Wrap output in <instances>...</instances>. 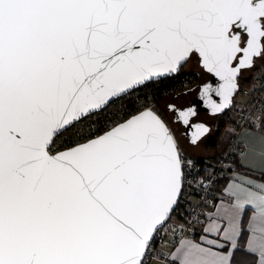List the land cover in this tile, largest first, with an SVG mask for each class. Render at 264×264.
<instances>
[{
	"label": "snow or ice",
	"instance_id": "snow-or-ice-1",
	"mask_svg": "<svg viewBox=\"0 0 264 264\" xmlns=\"http://www.w3.org/2000/svg\"><path fill=\"white\" fill-rule=\"evenodd\" d=\"M193 56L223 81L222 111L264 60V0H0V264H148L191 163L167 120L145 106L83 142L62 138ZM197 128L193 143L208 131ZM230 195L222 239L236 249L254 207L262 235L248 251L264 264V183ZM207 243L182 242L175 259L231 264Z\"/></svg>",
	"mask_w": 264,
	"mask_h": 264
},
{
	"label": "built area",
	"instance_id": "built-area-1",
	"mask_svg": "<svg viewBox=\"0 0 264 264\" xmlns=\"http://www.w3.org/2000/svg\"><path fill=\"white\" fill-rule=\"evenodd\" d=\"M184 67L178 74L160 79L148 88L129 93L105 110L77 124L65 133L62 139L65 142L78 140L83 142V139L90 138V133L95 132L99 135L145 106H152L160 112L175 132L169 115L159 104L161 97L166 93L175 89H186L196 82V73ZM239 96L241 98L235 97L225 111L229 118L235 117L234 122L227 126L230 135L225 149L218 151L214 157H201L187 152L180 143L187 160L191 162L186 168V183L173 215L155 235L148 264H153V260H158L155 264L170 262L171 252L162 247L167 239L174 247L183 238H194L203 232L209 214L215 210L219 202L220 194L216 189L219 179L226 171L236 166L238 159L247 152L242 132L245 129H264V78L257 77ZM115 107L119 108L114 109Z\"/></svg>",
	"mask_w": 264,
	"mask_h": 264
},
{
	"label": "crops",
	"instance_id": "crops-1",
	"mask_svg": "<svg viewBox=\"0 0 264 264\" xmlns=\"http://www.w3.org/2000/svg\"><path fill=\"white\" fill-rule=\"evenodd\" d=\"M263 74L264 70L261 66L259 75ZM169 101L170 100L166 101L167 105L172 104ZM242 138L246 143L247 152L238 159L236 166L226 171L223 175V177H228V181L219 191V202L215 210L209 214L208 221L203 229V232L194 238H183L181 242L174 247L171 246L169 239H167L162 247L164 250L170 251L171 256L170 262H166L164 264H179V261L175 259V256L178 255L177 249L182 247V242L192 241L197 244H202L204 247H209L210 245L207 242L211 240H218L220 243L225 244L223 249L213 248V251L224 253L231 252V264H257V256L248 251L249 241L251 240L252 244L256 245L262 235L260 231V222L257 219H254V207H245L241 212L239 219L241 232L237 239L238 247L236 249H232L231 245L226 244L222 239V229L229 227L228 221L224 218L226 216L224 209L234 202L230 193L235 191L238 186L249 180L255 181L258 184L264 183V178H260L256 175L258 174L264 176V129H245L242 132ZM202 147L203 146L196 148L195 152L208 154L209 151L205 149V146L203 148ZM246 170H249L254 174L249 173ZM250 225L252 226L251 229L249 228ZM217 229H221V231L217 232ZM155 263H158V260H153V264Z\"/></svg>",
	"mask_w": 264,
	"mask_h": 264
},
{
	"label": "water",
	"instance_id": "water-1",
	"mask_svg": "<svg viewBox=\"0 0 264 264\" xmlns=\"http://www.w3.org/2000/svg\"><path fill=\"white\" fill-rule=\"evenodd\" d=\"M188 63H189V61L187 63H185L183 65V67L185 65H187ZM183 67L181 69H183ZM208 74H209V77H208L207 81H205L204 83H201V82L199 83L200 84L199 85L200 86L199 91H198L197 95L191 100L190 105L188 107L181 108V111H184V110L191 108V109H193V111L195 113V115L189 117V123L188 124H185L183 122V119L181 118V122L185 127L183 133L189 138V141L192 144H197L199 141H201V140L204 141L205 139H207V137L212 133L213 125H214L213 123H210V122L203 120V119H198L197 117L201 113H205V114H209V115H214L215 119H218L222 115V113L228 107H230V105L232 104L234 98L236 97V95L240 89L241 77L239 74V76L237 77L238 88L232 95L231 103L226 108H224L222 111L213 112L212 111L213 102H215L217 104H222L224 102L223 97L220 96L219 92H218V89L222 85L223 81H221L220 78L216 77L213 73H208ZM206 86L208 88L207 91H205ZM193 117H196V119L193 120ZM201 124L206 126L208 131L205 132L203 135H201L200 138L195 143H193L192 140L194 138V135L198 133L197 126L201 125ZM101 134H103V133H101ZM179 200H180V197H179ZM174 211H175V209H174ZM173 212L171 213L170 217L173 215ZM167 221L163 224V226L167 223ZM162 227H160L159 229H161Z\"/></svg>",
	"mask_w": 264,
	"mask_h": 264
},
{
	"label": "trees",
	"instance_id": "trees-1",
	"mask_svg": "<svg viewBox=\"0 0 264 264\" xmlns=\"http://www.w3.org/2000/svg\"><path fill=\"white\" fill-rule=\"evenodd\" d=\"M263 64H264V61H263ZM257 77L264 78V74L259 75V72L255 71L254 73H252L250 76H248L246 78L242 77L241 81H240V89H239L236 97H238L242 93L244 88L251 86ZM225 111L222 113V115L218 119H215V123L213 125L214 130H213L212 134H210L207 137V139H205L206 140L205 141V149L207 151H209L208 154L196 153L195 148H192L193 144L190 143L189 138L183 133L182 130H178V128L175 127V125H174L176 135H177L180 143L183 145V147L185 149H187L189 152H191L197 156H201V157L202 156L214 157V155L218 151L225 149L229 143V135H230L227 131V126L229 124H231L232 122H234V119H235V117L229 118L228 114H226ZM200 144L201 143H199L198 145H200ZM208 155H211V156H208ZM246 171L249 173H253L249 170H246ZM256 175L260 178H264L263 175H258V174H256ZM227 181H228V177H226V176L219 179V181L216 185V189L218 191H220L222 189V187L226 184Z\"/></svg>",
	"mask_w": 264,
	"mask_h": 264
},
{
	"label": "rangeland",
	"instance_id": "rangeland-1",
	"mask_svg": "<svg viewBox=\"0 0 264 264\" xmlns=\"http://www.w3.org/2000/svg\"><path fill=\"white\" fill-rule=\"evenodd\" d=\"M263 61H264V60H259V59H258L253 67L243 70L242 77L246 78V77L250 76L252 73H254L255 71L259 72L261 66H262V69L264 70V64H263ZM184 68L187 69V70L190 71V72H194V73H196V75H197V80H196V82L198 81L199 77H201L202 79H205L207 76H209V74L207 75L208 72L206 73V72L202 71V69H200L201 67L198 66V58L195 57V56H193V57L191 58V62L188 63ZM199 70H201V71H199ZM199 75H200V76H199ZM196 82H195V83H196ZM195 83H192V84L190 85V87H188V88H186V89H184V88H182V89H175L173 92L166 93L165 95H163V96L161 97V102H160L159 106H160L162 109H164V110L167 112V114L169 115V117H170V119H171V122H172V125H173V128H174V125H175V127H177L178 130H182V131H183L181 125L177 126V124L174 123V120L172 119L173 117H172V115L170 114V112L168 111V105H169V104L167 105V102H166V101L170 100V101H169L170 103H172V104H176V105L181 106V107H182V106L184 107V106L188 103L189 98L192 96V94L189 93V92H187V91H188L191 87H193V86L195 85ZM175 92H176V93H175ZM238 98L240 99L241 97L238 96ZM169 102H168V103H169ZM118 108H119V107H115L114 109H118ZM201 117H202L203 120H206V121H208V122H210V123H213V124L215 123V116H214V115L202 114ZM174 129H175V128H174ZM213 130H214V128H213ZM213 130H212V132H213ZM211 134H212V133H211ZM205 141H206V140H204L203 142H201V144L198 145V146H192V148H195V149H196V148H199V147H201V146L204 147V146H205ZM181 145H182V144H181ZM182 146H183V145H182ZM203 147H202V148H203ZM183 148H184V147H183ZM184 149H185V148H184ZM186 150H187V149H186ZM187 152H188V150H187Z\"/></svg>",
	"mask_w": 264,
	"mask_h": 264
},
{
	"label": "flooded vegetation",
	"instance_id": "flooded-vegetation-1",
	"mask_svg": "<svg viewBox=\"0 0 264 264\" xmlns=\"http://www.w3.org/2000/svg\"><path fill=\"white\" fill-rule=\"evenodd\" d=\"M257 61V60H256ZM256 61H255V63H256ZM191 62V59L189 60V63ZM198 66L199 67H201L200 69H202V71H204V72H206L203 68H202V66L200 65V63H199V60H198ZM251 68V67H250ZM248 69V68H247ZM245 70V69H244ZM199 71H201V70H199ZM207 73V72H206ZM242 73H243V70L241 71V73H240V77L242 78ZM207 75H208V73H207ZM200 76V75H199ZM208 77L209 76H207L205 79H202L201 77H199V79H198V81L195 83V85L193 86V87H191L187 92H189V93H191L192 94V96L189 98V100H188V103L183 107H181V106H178V105H176V104H174V105H176V107L178 108V109H180L181 110V108H185V107H188L189 105H190V103H191V100L197 95V93H198V91H199V88H200V82L201 83H204L205 81H207V79H208ZM168 111L170 112V114L172 115V119L174 120V123H176L177 124V126H179V125H181L182 126V129H183V131H184V125L182 124V122H181V119H177V113H175V112H172V111H170L169 109H168ZM202 114H205V113H201L197 118L198 119H202V117H201V115ZM196 119V117H193V120H195ZM201 142H203V140H201V141H199V143H201ZM199 143H197V144H193V146H198V144Z\"/></svg>",
	"mask_w": 264,
	"mask_h": 264
}]
</instances>
